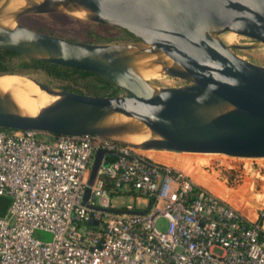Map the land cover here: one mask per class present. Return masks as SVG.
<instances>
[{
  "label": "water",
  "instance_id": "obj_1",
  "mask_svg": "<svg viewBox=\"0 0 264 264\" xmlns=\"http://www.w3.org/2000/svg\"><path fill=\"white\" fill-rule=\"evenodd\" d=\"M11 1L0 0L1 49L90 70L125 93H80L30 78L58 103L32 114L0 89V127L90 133L142 149L264 157V65L233 51L251 45L219 37L233 31L264 43V0H21L9 7ZM74 8L92 10L90 20L120 27L136 41L83 42L18 22L24 14ZM147 68L189 83L152 85L142 76ZM142 129L153 136L119 138ZM103 153H95L84 200Z\"/></svg>",
  "mask_w": 264,
  "mask_h": 264
},
{
  "label": "built area",
  "instance_id": "obj_2",
  "mask_svg": "<svg viewBox=\"0 0 264 264\" xmlns=\"http://www.w3.org/2000/svg\"><path fill=\"white\" fill-rule=\"evenodd\" d=\"M41 133L0 127V196L10 199L0 215V264H264L258 218L180 169L96 134ZM100 148L108 164L101 161L84 200ZM167 180L172 195L162 192Z\"/></svg>",
  "mask_w": 264,
  "mask_h": 264
},
{
  "label": "rangeland",
  "instance_id": "obj_3",
  "mask_svg": "<svg viewBox=\"0 0 264 264\" xmlns=\"http://www.w3.org/2000/svg\"><path fill=\"white\" fill-rule=\"evenodd\" d=\"M14 1L17 0H12L9 5H11ZM71 10L72 9H63L49 13H28L20 16L18 18V22L35 30H39L49 34L61 36L67 39L83 41V42L104 43V42L136 41L133 35H131L129 32L125 31L120 27L112 26L102 22L92 21L89 19L88 16L78 15ZM10 24L15 25L16 21L12 20ZM219 37L222 38V40H224L226 43L251 45L247 48H233V51L249 61L264 65V43L232 31L222 32L219 34ZM154 75L147 77L146 79L152 85L158 87L181 86L189 83L188 81H185L178 76L170 75L159 70H155ZM15 76H17L20 79L18 75L15 74ZM22 76H25L27 78H33L40 82L60 88H64V86L67 84H73L76 87L84 88V84L86 83H95L93 79L92 81H90L91 77L82 78L79 77L77 74L73 75L75 79L54 78L40 68L31 70L30 72ZM142 76L144 78L146 77L144 75ZM20 82L22 86L23 80L20 79ZM101 91L103 92V90ZM104 92H105L104 95H108L111 92H115L116 94L125 93L123 89H120L116 86L110 87L106 89V91ZM15 94L16 92L13 95ZM117 119L127 120L130 118L127 116L119 115ZM44 133L45 132H43L42 134ZM130 135L133 138L132 140L127 138L125 135L119 136V138L127 141L129 140L134 141V139L138 137L142 139L141 141H143L153 136L152 132H150V130L148 129H142L140 132L132 133ZM42 136L43 135H41V137ZM147 149L141 148V152L150 156L148 154L149 149H154V148H147ZM154 150H156L157 152L165 151L166 153H169L174 157L191 162L192 166H194V171H196L201 176H205L211 179L212 181L215 182L216 186L218 187H225L233 190L239 189V187H242L244 181H246L251 191L250 198H253V200H246V202L255 208L256 214L257 212L258 214H260V211H264V196L260 197V200L256 199V197H258L257 192L264 189V157L249 159V158H242L238 156H231L223 153H213V152L190 153V152L174 151V150H166V149H154ZM245 164L246 167L244 166ZM171 167L177 168L173 166ZM180 170L183 171L189 178L194 180L188 172L184 171L183 169ZM248 192L249 191L245 192L244 195L245 197H248L249 194ZM4 197L6 201L9 200L8 196H4ZM111 197L112 199L118 201H120L121 199H123L124 201H131L133 199L131 195H124L123 197L120 198L116 196V194H111ZM142 203H143L142 199H139V202L135 201L136 207L142 206L143 205ZM236 205H240L239 202H236ZM237 208L245 215V212L244 210H242L241 206H238ZM155 224L159 230H165L167 227V220L163 216H158L156 218ZM34 235L42 240H49L52 237V233L50 231L39 230V229L35 230Z\"/></svg>",
  "mask_w": 264,
  "mask_h": 264
},
{
  "label": "trees",
  "instance_id": "obj_4",
  "mask_svg": "<svg viewBox=\"0 0 264 264\" xmlns=\"http://www.w3.org/2000/svg\"><path fill=\"white\" fill-rule=\"evenodd\" d=\"M39 68L43 69L47 74H49L50 76L54 78L75 79L73 75L77 74L79 77H82V78L91 77L90 81H92V79L95 81V83L84 84V88L76 87L73 84H67L64 86V88L72 90V91L94 94V95H101V94L104 95L105 94L104 91H106V89L110 87H114V85L110 83L108 80L98 76L97 74L93 73L90 70L79 69V68H74V67H67V66L60 65L54 62L33 59L30 57L24 56L21 53H18L13 50L0 48V74H2V76H7L3 74H10V75L27 74L31 70L39 69ZM101 90H103V92ZM109 94H116V93L111 92ZM40 135H44V134L41 133ZM245 182L246 181H244V183L242 184V187H239V189L240 190L242 189L243 192L250 191V188L248 187L247 182L246 183ZM4 198H5L4 196H1L0 198L1 200L0 215L5 214L7 210V206L9 204V200H10L9 199L8 201H6ZM263 218H264V211H261L259 214V218H258L260 223H262Z\"/></svg>",
  "mask_w": 264,
  "mask_h": 264
},
{
  "label": "bare ground",
  "instance_id": "obj_5",
  "mask_svg": "<svg viewBox=\"0 0 264 264\" xmlns=\"http://www.w3.org/2000/svg\"><path fill=\"white\" fill-rule=\"evenodd\" d=\"M20 2L21 0L14 1L11 5H9V7H12L15 4L20 3ZM71 11H73L74 13L78 15H85L88 17H90V15H92L93 13L92 10H79L76 8L72 9ZM147 69L148 70L145 69L144 71H142V75L146 76L145 78L150 77L155 74V69H149V68ZM3 75H7V76L0 75L2 76L0 77V89L3 91H9L24 111L34 114L38 111L39 108L48 107L50 105H54L58 103L56 96L51 95L47 91L40 89L30 78L17 74L20 77V79L23 80V84L21 86L20 79L17 76L10 75V74H3ZM15 92L16 94L13 95ZM126 137L131 140L133 139L131 135H126ZM141 140L142 139L138 137L134 139L135 142H139ZM149 150H154V149H149ZM183 152H190V151H183ZM257 193H258V197H256V199L260 200V197L264 196V189L258 191ZM224 199L229 201L235 207H238V205H236V203L233 202L232 200L227 199V198H224ZM249 209L252 210L251 208ZM253 213L255 215L254 216L255 218L257 215L256 210H254Z\"/></svg>",
  "mask_w": 264,
  "mask_h": 264
},
{
  "label": "crops",
  "instance_id": "obj_6",
  "mask_svg": "<svg viewBox=\"0 0 264 264\" xmlns=\"http://www.w3.org/2000/svg\"><path fill=\"white\" fill-rule=\"evenodd\" d=\"M148 154L157 161H160L167 165H171L173 167L183 169L184 171L188 172L191 175V177L194 179L193 181L207 187L217 195L230 199L235 203L239 202L240 205L238 206L242 207V210H244L245 215L254 218L255 215L253 213V210L255 209L253 206L249 205L246 202V200H253V198H250L251 191L248 192L249 193L248 197H245L244 196L245 192H243L240 189L233 190L225 187H218L216 186L214 181H212L211 179L205 176H201L196 171H194V166H192L191 162L174 157L171 154L166 153L165 151L157 152L156 150H149ZM174 187L175 185L173 180H167L165 184L162 186V192L166 195H172ZM247 205H249L250 207ZM249 208L253 210H250ZM258 215L259 214L257 212L256 218H258ZM262 224H264V218L262 219Z\"/></svg>",
  "mask_w": 264,
  "mask_h": 264
}]
</instances>
